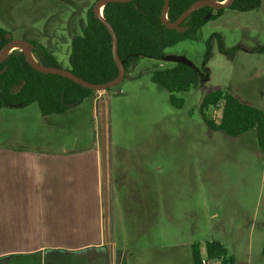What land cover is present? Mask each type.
I'll return each instance as SVG.
<instances>
[{"label": "crops", "instance_id": "obj_1", "mask_svg": "<svg viewBox=\"0 0 264 264\" xmlns=\"http://www.w3.org/2000/svg\"><path fill=\"white\" fill-rule=\"evenodd\" d=\"M98 1L0 0V28L11 39L43 46L60 66L66 50L62 69L67 70L76 27ZM127 79L134 78L128 74ZM112 94L96 92L61 114L44 116L38 109L35 117L43 126L65 133L74 129L67 144H0V264H194L193 246L199 245L204 257L207 242L219 243L240 264L242 223L203 228V180L157 179L154 165L125 157L131 150L119 145ZM101 98L106 104L107 238L97 115ZM84 104L85 113L80 111ZM5 110L0 114L8 119ZM81 116L87 117V137L76 134ZM263 240L264 235L261 245Z\"/></svg>", "mask_w": 264, "mask_h": 264}, {"label": "rangeland", "instance_id": "obj_2", "mask_svg": "<svg viewBox=\"0 0 264 264\" xmlns=\"http://www.w3.org/2000/svg\"><path fill=\"white\" fill-rule=\"evenodd\" d=\"M212 14L214 17L200 28L195 40H182L164 51L165 57L183 58L201 69L209 42L211 53L205 65L208 77L203 85L178 94L184 106L176 109L170 105L168 93L151 81L153 71L169 68L175 62L140 58L129 71L134 79L126 76L110 90L118 108L114 118L116 136L120 139L119 145L131 150L126 158L147 162L150 168L155 166L153 177L203 180L200 193L203 228L207 223L219 225L234 220L236 224L242 223L239 236L244 245L238 263L263 264L259 238L264 235V154L258 148L255 131L238 137L215 132L204 123L199 107L206 94L222 90L264 111V53L254 52L264 48V0L259 8L251 11L225 8L219 14L216 11ZM216 35L223 48L228 50L240 45L241 49L221 53ZM64 56L62 68L67 66ZM219 107L206 112L216 123L220 120ZM83 108L80 111L85 113L87 104ZM4 109L7 112L3 113L10 115L6 119L0 114V144L50 147L71 141L74 129L65 133L43 126L39 117H35L36 104L23 111ZM80 120L76 134L87 137V117L81 116Z\"/></svg>", "mask_w": 264, "mask_h": 264}, {"label": "trees", "instance_id": "obj_3", "mask_svg": "<svg viewBox=\"0 0 264 264\" xmlns=\"http://www.w3.org/2000/svg\"><path fill=\"white\" fill-rule=\"evenodd\" d=\"M196 1L199 0H169L167 20L174 22ZM211 1L223 2L224 0ZM260 3L261 0H234L228 8L245 12L259 8ZM163 5L164 0H133L124 3L109 2L104 5L102 15L115 32L117 53L119 59L123 61L125 77L140 58L162 60L167 48L185 39L195 40L200 28L214 17L212 8L200 7L181 24L182 27L186 26L187 30L183 32L169 30L160 19ZM222 10H217L216 13L219 14ZM207 15L210 16L207 18ZM6 34L8 32L0 28V51L9 42ZM217 39L221 53L230 54L241 49L238 45L227 50L222 47L218 36ZM30 44L32 56L37 63L62 69L43 46L34 41ZM206 47L201 69L185 63H174L169 68L151 73V81L168 93V101L172 107L181 109L184 106V100L178 97V94L196 89L206 81L208 69L205 65L211 53V44L207 42ZM254 52L264 53V48L260 47ZM1 71L0 109L36 104L44 116L61 114L80 105L96 93L59 75L36 71L27 63L23 53L17 50H13L0 63ZM67 71L93 84L106 83L118 74L112 58L111 37L104 25L94 16L93 9L87 11L85 23L76 27V35L70 41ZM217 106H220L218 123L206 115L209 108ZM199 108L204 123L213 131H221L228 137H237L254 130L258 148L264 154V111L244 104L232 94L222 90L206 94ZM205 254L209 259H221V264H234V258L217 242H207ZM261 255L264 264V240ZM192 256L194 264H200L199 245L193 246Z\"/></svg>", "mask_w": 264, "mask_h": 264}, {"label": "water", "instance_id": "obj_4", "mask_svg": "<svg viewBox=\"0 0 264 264\" xmlns=\"http://www.w3.org/2000/svg\"><path fill=\"white\" fill-rule=\"evenodd\" d=\"M133 0H99L93 8V13L96 18L99 19V21L104 25L106 30L108 31L111 40H112V58L114 63L116 64L118 74L117 76L106 83L103 84H93L86 82L69 71L65 69L55 68V67H46L43 66L37 61L31 60L29 57V54L31 53L32 45L29 42L23 41V40H14L11 39L10 34H6V39L9 40V42L2 48L0 51V63L3 62L8 55L12 52L10 51V48L14 45H16L20 51L23 53L25 60L28 64H30L36 71L44 74H54L59 75L61 77H64L81 87L94 91V92H107V89H111L117 85H119L124 77H125V69L123 61H121L118 57L117 53V38L115 35V32L113 31L111 25L103 18V15L98 14V8L101 4H103V7L106 3L109 2H118V3H124V2H130ZM234 0H224L223 2H216L211 0H199L194 2L189 8H187L185 11H183L180 16L174 21L169 22L167 20V10L169 7V0H164V5L161 10L160 19L162 23L165 25V27L169 30H177L179 32H183L187 30L188 28L186 26L182 27L181 24L189 17V15L196 9L200 7H210L214 11L221 10L228 8ZM226 2V3H224ZM210 15H207V18ZM164 59H168L171 61H174L175 63H185L188 65H191L188 61H186L183 58H169L165 57ZM2 73V71L0 72ZM20 106V104L18 105ZM97 115H98V136H99V145H100V154H101V183H102V207H103V219H104V227H105V237L107 238V227H108V200H107V161H106V104L104 98H101L98 100L97 105Z\"/></svg>", "mask_w": 264, "mask_h": 264}, {"label": "built area", "instance_id": "obj_5", "mask_svg": "<svg viewBox=\"0 0 264 264\" xmlns=\"http://www.w3.org/2000/svg\"><path fill=\"white\" fill-rule=\"evenodd\" d=\"M200 264H221V259H209L206 255L201 257Z\"/></svg>", "mask_w": 264, "mask_h": 264}, {"label": "bare ground", "instance_id": "obj_6", "mask_svg": "<svg viewBox=\"0 0 264 264\" xmlns=\"http://www.w3.org/2000/svg\"><path fill=\"white\" fill-rule=\"evenodd\" d=\"M224 3H226V2H224ZM98 14H99V15L102 14V9H101V7L98 9ZM15 49H18L16 45L12 46V47L10 48V51H13V50H15ZM29 57L31 58V60L35 61V59L33 58L32 54H29Z\"/></svg>", "mask_w": 264, "mask_h": 264}]
</instances>
